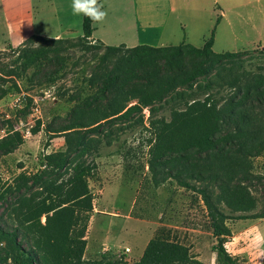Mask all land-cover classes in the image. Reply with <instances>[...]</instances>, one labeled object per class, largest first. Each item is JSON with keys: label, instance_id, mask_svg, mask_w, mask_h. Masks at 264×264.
<instances>
[{"label": "rangeland", "instance_id": "374dc122", "mask_svg": "<svg viewBox=\"0 0 264 264\" xmlns=\"http://www.w3.org/2000/svg\"><path fill=\"white\" fill-rule=\"evenodd\" d=\"M99 3L106 19L93 23L88 43L71 49L64 73L54 81L45 79L50 70L41 72L23 58L25 51L49 47L29 39L77 41L84 36V16L73 14L71 0L12 1L8 15L0 6V85L6 91L0 100V264H135L157 238L165 242L170 264H221L202 196L169 180L170 167L151 169L162 127L153 121L169 122L179 104L152 114L144 108L97 130L84 129L83 142L92 151L76 162L86 161L92 171L88 193L78 199L74 156L61 130L75 119L73 109L94 93L86 79L106 47L188 43L202 49L214 35L215 53L244 52L248 68L254 70L255 62L264 66V0ZM53 154L63 155L49 163L46 157ZM253 165V173L264 176V154ZM260 188L250 189L254 214L264 207ZM211 191L216 199L219 191ZM217 205L228 215L243 214L232 212L236 206L228 200ZM45 209L50 211L40 214ZM228 225V253L240 264H264V221ZM150 260L165 264L159 256Z\"/></svg>", "mask_w": 264, "mask_h": 264}, {"label": "trees", "instance_id": "16d2710c", "mask_svg": "<svg viewBox=\"0 0 264 264\" xmlns=\"http://www.w3.org/2000/svg\"><path fill=\"white\" fill-rule=\"evenodd\" d=\"M93 23L84 16V36L73 42L34 36L29 40L41 41L49 47L25 51L23 58L27 64L40 66L41 72L50 70L45 79L54 81L64 73L71 49L88 43ZM213 40L214 35L202 49L188 43L105 49L101 45H88V50L104 49L86 79L89 90L95 91L73 109L71 118L75 119H70L61 131L65 132L67 152L74 156L70 165L75 163L76 178L72 183L79 185L78 199L88 193L86 178L92 171L86 161L76 162L92 151L91 145L83 142L84 129L97 130L114 118L141 113L144 108H149L152 114L173 101L179 104L169 122L163 118L153 121L162 127L157 135L159 143L153 148L155 162L151 163V169L170 167L169 180L174 179L181 187L202 196L218 240L215 249L221 264H240L226 249L231 235L226 222L264 219V207L251 213L256 204L250 196V189L260 185L264 200V176L253 173V159L264 154V66L255 62L254 70L248 68L242 58L244 52L215 53ZM50 54L53 56L49 57ZM81 94L82 91L77 93V99ZM5 95L0 85V100ZM181 134L183 137H178ZM62 155L46 158L50 163ZM211 187L219 191L216 199ZM220 200H228L236 206L232 212L243 214L224 213L217 205ZM49 209L40 214L48 213ZM153 256H159L165 264L173 260L165 242L157 238L135 264H153L154 260H150Z\"/></svg>", "mask_w": 264, "mask_h": 264}, {"label": "clouds", "instance_id": "9594fccd", "mask_svg": "<svg viewBox=\"0 0 264 264\" xmlns=\"http://www.w3.org/2000/svg\"><path fill=\"white\" fill-rule=\"evenodd\" d=\"M71 9L74 15H83L94 23H101L107 17V12L99 0H71ZM23 40L21 37V42Z\"/></svg>", "mask_w": 264, "mask_h": 264}, {"label": "crops", "instance_id": "0c3cea01", "mask_svg": "<svg viewBox=\"0 0 264 264\" xmlns=\"http://www.w3.org/2000/svg\"><path fill=\"white\" fill-rule=\"evenodd\" d=\"M12 1H19V0H0V6H1V9H5L6 10V13H7V15H8V11H9V4H10V2H12ZM21 1H25V0H21ZM4 17V16H3ZM219 19L217 20V24H219ZM6 29H7V34H9L8 33V23H6ZM216 29V28H215ZM4 34V33H3ZM2 34V35H3ZM261 220H263L264 221V219H261ZM229 221L230 220H228L226 223H227V225L229 224ZM229 226V225H228Z\"/></svg>", "mask_w": 264, "mask_h": 264}]
</instances>
